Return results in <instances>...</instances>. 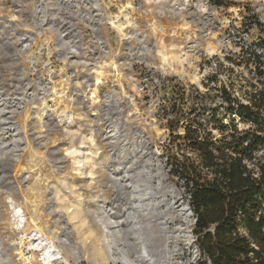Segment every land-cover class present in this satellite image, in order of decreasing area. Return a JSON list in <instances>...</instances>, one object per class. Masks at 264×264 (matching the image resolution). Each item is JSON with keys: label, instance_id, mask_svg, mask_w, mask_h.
<instances>
[{"label": "rangeland", "instance_id": "obj_1", "mask_svg": "<svg viewBox=\"0 0 264 264\" xmlns=\"http://www.w3.org/2000/svg\"><path fill=\"white\" fill-rule=\"evenodd\" d=\"M103 1L105 20L115 27L92 34L68 31L79 19L66 0H0V243L12 264H28L24 256L41 264L40 252L28 249L26 242L32 230L61 250L52 264H121L100 259L109 247L98 217L102 204L116 213L127 206L129 187L110 173L127 164L129 173L137 174L145 163L149 184L160 192L149 207L167 218L165 264L196 262L189 190L171 162L183 154L193 156L181 139L186 124L207 121L211 136L219 138L209 112L213 107L223 112L219 89H229L230 81L243 101L246 82L258 84L253 54L260 56L264 72V0L202 1L194 14L172 13L169 0ZM117 17L122 25L113 21ZM134 28L146 34L148 66L135 64L131 76L114 55ZM99 35L109 47L104 56L96 49ZM31 52L36 61L28 58ZM162 53H176L183 62H164ZM100 59L107 63V82L95 86L93 70ZM215 74L217 81L210 82ZM174 84L204 98L181 96L178 87L166 91V85ZM113 90L122 110L107 95ZM236 123L239 129L247 127ZM86 150L98 156L78 166ZM93 166L94 180L88 177ZM34 199L38 206L30 203ZM12 204L27 220L21 229ZM63 237L69 243H62Z\"/></svg>", "mask_w": 264, "mask_h": 264}, {"label": "trees", "instance_id": "obj_2", "mask_svg": "<svg viewBox=\"0 0 264 264\" xmlns=\"http://www.w3.org/2000/svg\"><path fill=\"white\" fill-rule=\"evenodd\" d=\"M252 58L258 84L246 82L243 101L230 81L229 89H219L223 112H209L219 138L210 130L201 136L206 129L195 120L181 137L193 156L171 162L188 187L195 218L198 259L191 264H264V72L260 56ZM208 80L216 82L217 75ZM236 118L247 127L239 129Z\"/></svg>", "mask_w": 264, "mask_h": 264}, {"label": "bare ground", "instance_id": "obj_3", "mask_svg": "<svg viewBox=\"0 0 264 264\" xmlns=\"http://www.w3.org/2000/svg\"><path fill=\"white\" fill-rule=\"evenodd\" d=\"M125 7L130 8L132 6L131 4H127ZM113 21L120 25L123 23L118 17ZM208 50L211 53H214L215 51V49L211 47H209ZM30 56L34 57V53L31 52L28 55V58H30ZM162 56L164 62L170 60L183 62L181 56L176 53H170V55L162 53ZM37 59L38 57L35 58V60ZM114 69L116 68L114 67ZM93 72L96 77L94 83L95 86H98L99 83L104 81L102 79L108 76V74H106L107 72H105L101 66L96 67ZM95 91L96 88L92 90V97L94 96ZM42 109L44 110L43 107ZM144 146L146 147V144H144ZM72 149L77 150V148L74 147H72ZM72 149L69 150V153H72ZM93 156H98L96 151L86 150V153L77 159L79 163L78 166L83 167L86 163H90V161L92 162L91 159ZM135 160L136 159L132 162L134 163ZM147 164L148 163L142 165V170L137 174L129 173L127 164L124 166L125 168L118 173L114 171L110 173V176L113 179L121 180L122 185L129 187V196L128 194L124 196L127 206L120 207L117 213L113 206L106 204L101 205L102 211L101 216L98 217V221L104 228L105 234L103 236L107 239L109 247L108 255L102 252L100 257L102 262L107 261L121 264H165V254L167 253L169 242V235L164 231V228L167 225V218L166 213L161 211L153 212L152 208L149 207L152 201H155V198H160V192L156 187L149 184L151 174L146 169ZM94 168L95 166H93V168H91L92 170H89L90 172H88V177H91L92 180H94ZM78 171L80 174L84 173L83 169H79ZM38 179L41 180L40 178ZM41 183L44 185L46 182L43 180ZM147 200L148 202H146ZM30 203L33 206H38V201L35 199L30 200ZM11 208L13 210L14 221H17L15 222L16 226H19L20 229L23 228L27 223V220L22 214V209L13 206V204L11 205ZM80 213H82V209ZM74 217L76 218L75 215ZM90 232L92 233V230ZM26 242L28 243V249L40 252L41 257L39 260L41 264H52L60 257L61 250L57 245L54 242L49 241L46 237L43 238L42 234L36 230H32V233L30 232ZM61 242L69 243L68 237H63ZM24 258L28 260V264L32 263L28 256H24ZM0 259L4 264H12L11 258L6 254L1 243Z\"/></svg>", "mask_w": 264, "mask_h": 264}, {"label": "built area", "instance_id": "obj_4", "mask_svg": "<svg viewBox=\"0 0 264 264\" xmlns=\"http://www.w3.org/2000/svg\"><path fill=\"white\" fill-rule=\"evenodd\" d=\"M160 0H155V3H158ZM204 1L205 4L211 5L210 0H169L168 2V8L170 11L174 14L183 13L185 11H190L192 14H194L199 4ZM68 4L66 5L69 9H73L76 11L77 17L79 19V23L71 24L70 28L68 29L69 32H86V33H92V34H104L105 32V26L110 25V22L106 21L107 18V9L104 7V1L103 0H79L76 3V6H73V3L71 4V0H66ZM132 8V7H130ZM140 6L138 7V9ZM119 18V17H118ZM6 45H10L9 41H6ZM147 40H146V34H143L141 31L136 30L135 28L132 30H128L125 38L123 39V46L117 52L114 56V60L118 62V64L123 65L124 68L131 74L134 72V65L139 64L140 67L142 66L147 67V61L145 57V51H148L147 49ZM25 46V45H24ZM96 49L99 52V56H104L105 53L109 52V47L107 43L105 42L104 37L99 35L97 37V45ZM37 56L34 55L33 60H35ZM36 61V60H35ZM102 59H100V63L96 64V67L101 66L103 70L106 71L107 68L104 65L106 62L102 64ZM107 64V63H106ZM116 67V66H114ZM113 67V68H114ZM101 83L98 85H102L103 83L107 82L106 78H103ZM168 90H178L180 89V95L190 99H199L202 100L204 98L203 95L199 94V92L196 91H189L186 90L183 86H180V84H174L172 87L170 85L165 86ZM178 87V88H177ZM117 91L113 90L110 94L108 93V97L114 102L115 106L120 110L123 109L122 104L120 103L117 94ZM220 95V94H219ZM182 100H184L185 97H181ZM121 104V105H120ZM197 110V109H196ZM196 110H193V108L190 110V112ZM228 117V115H227ZM224 118V121H227L228 119ZM236 120L239 121V118H236ZM199 121V120H198ZM200 123H202V128L206 130H210V128H207V121L200 120ZM195 123L193 124V126ZM188 124L185 125L187 127ZM194 218V217H193ZM195 221V218H194Z\"/></svg>", "mask_w": 264, "mask_h": 264}]
</instances>
